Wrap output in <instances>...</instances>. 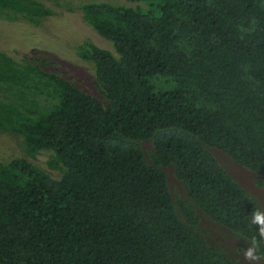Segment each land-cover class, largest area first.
<instances>
[{"label": "trees", "instance_id": "trees-1", "mask_svg": "<svg viewBox=\"0 0 264 264\" xmlns=\"http://www.w3.org/2000/svg\"><path fill=\"white\" fill-rule=\"evenodd\" d=\"M126 1L79 3L117 53L76 45L100 97L45 58L0 49V130L21 135L26 155L50 149L60 171L0 161V264H242L205 240L196 208L255 237L264 259L260 205L206 148L264 176V0ZM54 11L0 0L8 20L38 25ZM167 164L185 192L175 201Z\"/></svg>", "mask_w": 264, "mask_h": 264}, {"label": "rangeland", "instance_id": "rangeland-1", "mask_svg": "<svg viewBox=\"0 0 264 264\" xmlns=\"http://www.w3.org/2000/svg\"><path fill=\"white\" fill-rule=\"evenodd\" d=\"M55 11L34 25L23 19H5L0 16V49L13 57L29 54L45 58V69L56 71L69 79L80 90L100 97L96 87L91 62L80 59L76 52V45L85 39L92 41L99 47L110 50L115 56L110 41L100 36L81 17L79 3L88 0H42ZM112 2H127L126 0H108ZM133 3V2H132ZM68 7L70 9H68ZM21 135L9 130H0V161L14 156H25L34 164L48 172L52 177L60 174L58 169L50 168L47 158L50 149H39L32 156L24 154ZM144 155L151 149L149 139L139 141ZM208 150L219 163L232 174L253 196L261 201L264 210V187L259 188L254 182V175L243 166L235 163L222 151L208 147ZM166 182L172 199L184 196L181 183L173 175L171 165L164 166ZM198 224L204 237L210 244L223 247L230 254L238 257L244 264H264L257 257L249 261L245 251L252 246L247 240L218 225L198 212Z\"/></svg>", "mask_w": 264, "mask_h": 264}, {"label": "clouds", "instance_id": "clouds-1", "mask_svg": "<svg viewBox=\"0 0 264 264\" xmlns=\"http://www.w3.org/2000/svg\"><path fill=\"white\" fill-rule=\"evenodd\" d=\"M141 140H144V139H141ZM150 140V139H149ZM140 140H138V143H139V145H140V147H141V144H140V142H139ZM150 142H151V140H150ZM208 147H210V148H215V147H211V146H206V148L208 149ZM141 149H142V147H141ZM215 149H217V148H215ZM151 150V149H150ZM149 150V151H150ZM218 150H220V149H218ZM209 151V150H208ZM221 151V150H220ZM142 152H143V150H142ZM210 152V151H209ZM223 152V151H222ZM211 153V152H210ZM223 153H225V152H223ZM144 154V153H143ZM212 154V153H211ZM226 154V153H225ZM227 155V154H226ZM229 156V155H228ZM144 157H145V159L146 160H149V155H147V157L144 155ZM230 157V156H229ZM231 158V157H230ZM232 159V158H231ZM217 160V159H216ZM218 161V160H217ZM232 161L233 162H235V163H237V164H239V165H241V166H243L245 169H247V170H249L253 175H254V182H255V184L257 185V187H259V188H262V187H264V176H260V175H258V174H256V173H254L251 169H249L248 167H246V166H244V165H242V164H240V163H238V162H236L235 160H233L232 159ZM218 163H219V161H218ZM220 164V163H219ZM167 165H171V164H167ZM221 165V164H220ZM164 166H166V165H164ZM164 166H162V168H163V171H164ZM172 166V165H171ZM222 166V165H221ZM223 167V166H222ZM224 168V167H223ZM172 170H173V166H172ZM224 170L231 176V177H233L235 180H236V182L246 191V192H248L247 191V189L232 175V174H230L225 168H224ZM164 174H165V172H164ZM173 175H174V173H173ZM176 178V177H175ZM177 179V178H176ZM165 180H166V177H165ZM178 180V179H177ZM179 181V180H178ZM180 182V181H179ZM181 183V182H180ZM166 184H167V182H166ZM182 185V184H181ZM168 187V186H167ZM182 188H183V186H182ZM169 190V189H168ZM184 190V189H183ZM169 193H170V191H169ZM185 193V192H184ZM249 193V192H248ZM251 196H253L251 193H249ZM170 196H171V194H170ZM178 196H176L175 198H174V201H175V199L177 198ZM180 197H185V194H184V196H180ZM256 200H257V202H258V204L260 205V209L261 210H257L255 213H254V215H253V223L254 224H256V225H258L259 226V233H260V236L261 237H264V210H263V207H262V205H261V201L259 200V199H257V197H255V196H253ZM171 198H172V196H171ZM173 200V199H172ZM176 209H177V207H176ZM195 212H196V215L198 216V212H200L201 214H203L198 208H196L195 209ZM204 215V214H203ZM205 216V215H204ZM206 218H208L207 216H205ZM209 219V218H208ZM198 220H199V216H198ZM210 221H212V222H214V223H216V224H218V225H221V224H219V223H217V222H215V221H213V220H211V219H209ZM222 227H224L223 225H221ZM198 227H199V224H198ZM225 229H227V230H229V231H231V232H233V233H235L236 235H238L239 237H241L242 239H244V240H247L249 243H251V245L252 246H250L246 251H245V257H246V259H248L249 261H255L256 259H257V257H259L263 262H264V259L257 253V250H258V248H259V244H258V242H257V240H256V238L255 237H253V239H252V242L249 240V239H247V238H245V237H243V236H241L240 234H238L237 232H235V231H233V230H231V229H228V228H226V227H224ZM199 229H200V227H199ZM201 231V230H200ZM202 233V232H201ZM203 234V233H202ZM203 236H204V234H203ZM205 238V237H204ZM205 240H206V238H205ZM207 241V240H206ZM208 242V241H207ZM210 244V243H209ZM210 245H214V246H219V245H215V244H210ZM219 247H221V246H219ZM221 248H223V247H221ZM224 249V248H223ZM225 250V249H224ZM228 252V251H227ZM229 253V252H228ZM230 254V253H229ZM230 255H232V254H230ZM232 256H234V255H232ZM234 257H236V256H234ZM242 264H244L238 257H236Z\"/></svg>", "mask_w": 264, "mask_h": 264}]
</instances>
